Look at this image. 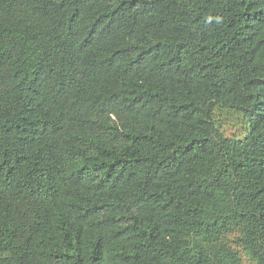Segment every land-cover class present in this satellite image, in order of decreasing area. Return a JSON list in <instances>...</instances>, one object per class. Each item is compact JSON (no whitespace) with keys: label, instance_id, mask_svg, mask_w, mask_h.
I'll use <instances>...</instances> for the list:
<instances>
[{"label":"trees","instance_id":"16d2710c","mask_svg":"<svg viewBox=\"0 0 264 264\" xmlns=\"http://www.w3.org/2000/svg\"><path fill=\"white\" fill-rule=\"evenodd\" d=\"M0 264H264V0H0Z\"/></svg>","mask_w":264,"mask_h":264},{"label":"rangeland","instance_id":"374dc122","mask_svg":"<svg viewBox=\"0 0 264 264\" xmlns=\"http://www.w3.org/2000/svg\"><path fill=\"white\" fill-rule=\"evenodd\" d=\"M222 130L227 136H241L244 131L243 116L232 110L220 111L218 114Z\"/></svg>","mask_w":264,"mask_h":264}]
</instances>
